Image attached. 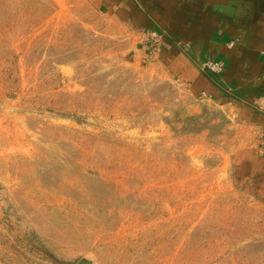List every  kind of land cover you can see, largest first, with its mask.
Listing matches in <instances>:
<instances>
[{
  "label": "rangeland",
  "instance_id": "rangeland-1",
  "mask_svg": "<svg viewBox=\"0 0 264 264\" xmlns=\"http://www.w3.org/2000/svg\"><path fill=\"white\" fill-rule=\"evenodd\" d=\"M89 0H0V264H264L236 130Z\"/></svg>",
  "mask_w": 264,
  "mask_h": 264
},
{
  "label": "crops",
  "instance_id": "crops-1",
  "mask_svg": "<svg viewBox=\"0 0 264 264\" xmlns=\"http://www.w3.org/2000/svg\"><path fill=\"white\" fill-rule=\"evenodd\" d=\"M92 8L130 33V56L155 66L197 103L225 113L236 130L230 157L234 185L250 189L264 204V155L258 139L264 112V0H89ZM165 31L151 56L145 37ZM234 42V46L229 45ZM221 62L224 72L209 77L200 66Z\"/></svg>",
  "mask_w": 264,
  "mask_h": 264
},
{
  "label": "built area",
  "instance_id": "built-area-1",
  "mask_svg": "<svg viewBox=\"0 0 264 264\" xmlns=\"http://www.w3.org/2000/svg\"><path fill=\"white\" fill-rule=\"evenodd\" d=\"M162 35H167L165 31H151L146 34L145 44L148 46L149 55L153 56L157 52V44ZM234 46V42L229 45ZM200 70L209 77L220 76L224 72V64L221 62H207L200 66ZM255 107L264 112V98L256 102ZM258 153L264 155V128L261 130L258 139Z\"/></svg>",
  "mask_w": 264,
  "mask_h": 264
}]
</instances>
